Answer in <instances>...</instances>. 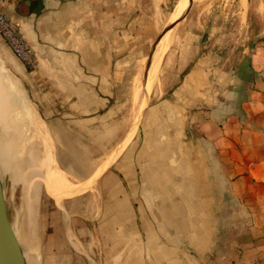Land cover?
<instances>
[{
	"label": "crops",
	"instance_id": "obj_1",
	"mask_svg": "<svg viewBox=\"0 0 264 264\" xmlns=\"http://www.w3.org/2000/svg\"><path fill=\"white\" fill-rule=\"evenodd\" d=\"M143 1L0 0L32 47L35 66L18 68L58 140L40 264H264V0L237 58L184 30L134 115Z\"/></svg>",
	"mask_w": 264,
	"mask_h": 264
},
{
	"label": "rangeland",
	"instance_id": "obj_2",
	"mask_svg": "<svg viewBox=\"0 0 264 264\" xmlns=\"http://www.w3.org/2000/svg\"><path fill=\"white\" fill-rule=\"evenodd\" d=\"M253 1L144 0L141 3H137L133 12V51L139 55L140 61L132 65V81L129 82L131 92L126 98L133 107L134 115L139 113V105L144 100H146V105L150 102L152 88L159 83L158 76L162 60L174 41L176 43L181 41L183 33H185L184 30L188 31L190 27L202 29V31L206 32V36L210 38V44H213L219 50L225 48L224 51H229L231 58H237L238 54L242 55L244 50L246 52L250 51L252 46H254V35H252L247 14L248 11H254L256 8L252 4ZM189 5L190 10L187 12L186 9ZM161 39L162 41L156 53L150 57L153 46L159 43ZM19 63L20 61L16 59L11 49L0 36V67H2V75L4 74L3 76L6 77L8 84L15 86L20 99L33 110V114H25L26 118L23 124H18L14 127L11 125L12 121L0 118V172L3 178L6 203L12 225L14 224L16 211L20 206L18 203L20 202L19 192L21 186L19 185L24 187L22 205L25 204L26 199L24 192L28 181H26V178L24 179L23 170L20 168L21 164L25 170H28L29 164L35 161L33 176L30 178V180L32 179L31 186L33 187L34 184V198L32 199L34 203L37 192V176L40 175L42 179H45L47 173L51 174L58 151L56 132L50 126L51 122L44 119L41 110L34 102L33 95L23 80L27 76L19 75ZM26 67L32 68L31 66ZM146 71H148V75L144 79ZM135 90L137 94L139 92L136 98H134ZM143 105L145 104L143 103L142 107ZM22 146H26V148ZM22 155L25 156L23 157ZM9 162L10 164L8 165ZM20 170H22V174H20ZM14 175H18L17 178ZM13 190L15 191L14 193ZM42 192L36 200L37 212L34 208L33 239L29 243L35 264H40L38 241L40 236L39 208L41 206ZM22 205L20 208H22ZM36 219H38L37 232L35 230ZM24 232H26V229L23 228L22 233L24 234ZM34 232H36V237H34Z\"/></svg>",
	"mask_w": 264,
	"mask_h": 264
},
{
	"label": "bare ground",
	"instance_id": "obj_3",
	"mask_svg": "<svg viewBox=\"0 0 264 264\" xmlns=\"http://www.w3.org/2000/svg\"><path fill=\"white\" fill-rule=\"evenodd\" d=\"M1 68L2 67H0V118H5V120L7 119L8 121H12V124L11 123L10 124L13 125V127H14L18 124H23L24 123L23 121L26 118L25 114H27V115L28 114L30 115L31 113L33 114V110L28 106V104H26L23 100L20 99V96L18 95V92L15 89V86L8 84L6 77L3 76L4 74L2 75ZM13 142H14V140H13ZM22 147L26 148V146H22ZM17 149H19V148L17 147ZM22 156L24 157L25 155H22ZM22 156H21V158H22ZM20 162H18V163L20 164ZM34 162H31L29 164L30 166L28 167V170H25V168H23V165L21 164L20 168L23 170L22 173H23L24 179L26 178V181H28V184L25 185V192H24L25 196H26L25 204L22 205V208H20L16 212V216H15V220H14V230H15L16 236L18 237L20 243L24 247V249L27 253L26 259H27L28 263H30V264H35L33 257H32V254H31L30 246H29L30 240L33 239L32 235H33V226H34V222H33L34 208H35V211L37 212L36 200L39 198V196L41 194L42 186H43V180H44L41 178L42 183L40 181L41 186L39 185V187L37 188V192L35 195L36 200L33 203L32 199L34 198V184L32 187L31 186L32 179L30 180V178L33 176V169L35 166ZM9 164H10V162L8 163V165ZM11 164H13V163H11ZM14 165L16 166V164H14ZM14 165H13V167H15ZM22 170H20V174H22L21 173ZM8 171H10V170H8ZM17 172H18V170H17ZM17 176H15V178H17ZM20 182H22V181H20ZM27 210H29V211L27 212ZM28 227H29V230H28ZM23 228L26 229V232H24V234L22 233ZM37 229H38V219H36V229H35L36 232H37Z\"/></svg>",
	"mask_w": 264,
	"mask_h": 264
},
{
	"label": "water",
	"instance_id": "obj_4",
	"mask_svg": "<svg viewBox=\"0 0 264 264\" xmlns=\"http://www.w3.org/2000/svg\"><path fill=\"white\" fill-rule=\"evenodd\" d=\"M189 10H190V5L186 9V11L189 12ZM11 58H13V57H11ZM16 59H17V57H16ZM13 63H15V62H13ZM18 67H19V65H18ZM148 67H149V65H148ZM148 67H147V69H148ZM21 74H22V72H19L20 76H21ZM147 75H148V71H146L144 79L147 77ZM25 83H26V81H25ZM26 85H27V83H26ZM27 87H28V85H27ZM33 100L36 103L34 98H33ZM44 119L46 121H48L45 116H44ZM26 254L27 253H26L24 247L22 246L18 237L16 236V233L14 231V228H13V225H12V222L10 219L8 205L6 203L3 178H2V175L0 172V264H30V263H28V261L26 259Z\"/></svg>",
	"mask_w": 264,
	"mask_h": 264
},
{
	"label": "built area",
	"instance_id": "obj_5",
	"mask_svg": "<svg viewBox=\"0 0 264 264\" xmlns=\"http://www.w3.org/2000/svg\"><path fill=\"white\" fill-rule=\"evenodd\" d=\"M0 36L17 59L25 66H35L32 47L21 32L20 26L0 10Z\"/></svg>",
	"mask_w": 264,
	"mask_h": 264
}]
</instances>
